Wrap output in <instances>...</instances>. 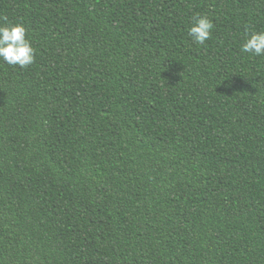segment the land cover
I'll use <instances>...</instances> for the list:
<instances>
[{
  "label": "trees",
  "instance_id": "1",
  "mask_svg": "<svg viewBox=\"0 0 264 264\" xmlns=\"http://www.w3.org/2000/svg\"><path fill=\"white\" fill-rule=\"evenodd\" d=\"M9 22L35 60L0 59V264H264V56L240 50L264 0H0Z\"/></svg>",
  "mask_w": 264,
  "mask_h": 264
},
{
  "label": "clouds",
  "instance_id": "2",
  "mask_svg": "<svg viewBox=\"0 0 264 264\" xmlns=\"http://www.w3.org/2000/svg\"><path fill=\"white\" fill-rule=\"evenodd\" d=\"M213 28V22L207 15L195 14L188 26V34L193 43L203 45L210 38ZM26 32L22 23L0 24V59L3 62L20 68L34 63L35 49ZM240 50L253 56H264V29H246Z\"/></svg>",
  "mask_w": 264,
  "mask_h": 264
},
{
  "label": "rangeland",
  "instance_id": "3",
  "mask_svg": "<svg viewBox=\"0 0 264 264\" xmlns=\"http://www.w3.org/2000/svg\"><path fill=\"white\" fill-rule=\"evenodd\" d=\"M96 132L100 133V134H108V133H116L117 130L116 129H112V128H106V129L96 130Z\"/></svg>",
  "mask_w": 264,
  "mask_h": 264
}]
</instances>
